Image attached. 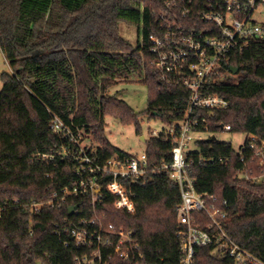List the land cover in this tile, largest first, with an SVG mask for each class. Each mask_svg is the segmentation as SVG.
<instances>
[{"label":"trees","instance_id":"trees-1","mask_svg":"<svg viewBox=\"0 0 264 264\" xmlns=\"http://www.w3.org/2000/svg\"><path fill=\"white\" fill-rule=\"evenodd\" d=\"M169 1L173 0H0V50L12 71L2 74L0 92V264H75L84 250L65 247L69 236L56 235L57 226L74 220L69 215L74 206L84 209L87 217L95 208L99 216L105 214V223L133 232L145 264L180 262L181 194L167 174L128 185L135 204L132 214L116 210L114 196L107 193L94 206L90 198L70 197L40 212L31 209L81 179L76 173L80 163L60 155L76 146L67 134L54 132L55 119L74 137L88 141L85 150L91 155L96 149L100 164L130 157L108 140L107 117L134 125L137 135L141 116L167 127L184 119L191 92L161 80L151 38H162L173 22L185 29L194 24L208 28L198 13L212 10L210 5L220 0H194L186 16L180 8H168ZM121 24L138 28L136 47L121 36ZM233 69H238L236 75ZM133 80L148 86V106L142 114L109 94L119 82ZM202 92L220 95L230 105L194 114L200 122L196 130L211 135L194 142L195 148L186 153L195 189L228 202L225 231L264 261V179L254 180L264 175V167L254 152L236 153L231 143L211 140L229 132L264 141V42L252 41L233 51L220 75ZM146 145L151 164L172 162L171 139L152 137ZM247 145L248 141L241 149ZM197 255L203 259L199 264H224L210 258V249L198 250Z\"/></svg>","mask_w":264,"mask_h":264},{"label":"built area","instance_id":"built-area-1","mask_svg":"<svg viewBox=\"0 0 264 264\" xmlns=\"http://www.w3.org/2000/svg\"><path fill=\"white\" fill-rule=\"evenodd\" d=\"M184 2L169 1L167 7L180 8L186 16L192 13L194 0L187 4ZM210 7L212 10L198 13L199 20L208 24V28L199 29L194 24L185 29L173 22L162 38H151L152 52L157 54L154 65L161 80L183 85L191 92L184 119L168 127L166 133H152L154 138L164 135L172 140V162L151 164L147 153H143L127 158L113 157L100 164L96 159V149H92L91 155L87 153L85 145H82L83 138L74 137L64 123L55 119L54 132L67 134L76 146V150L68 148L60 155L62 158L72 157L80 163L76 173L81 179L72 188L66 187L60 194H54L52 201L32 205L33 212H40L46 205L52 206L57 202L65 204L70 197L90 198L94 206L102 202L107 193L114 196L116 210L132 214L135 204L128 185L144 184L147 177L167 174L181 194V204L177 208V236L181 241L182 257L177 264H199L203 261L197 255L201 249H210V258L224 264H264L236 244L225 231L228 202H219L215 197L197 192L191 176V163L186 159L191 145L205 140L203 136L206 135L196 130L200 122L194 119V114L203 110H225L230 105L220 95H205L202 92L205 86L214 76L220 75L222 63L233 51L243 50L252 41L264 42V23L260 24L255 19L264 14V0H220ZM245 150L254 152L260 158L259 165L264 166V141L250 135L247 147L241 149L240 154ZM47 157L42 156L43 159ZM106 179L109 181L103 184ZM84 214V209L77 208L73 221L56 227L58 237L67 235L70 238L64 241L65 247L72 245L84 250L83 255L76 257L75 264H145V255L133 232L105 223V214L99 216L95 208L92 217Z\"/></svg>","mask_w":264,"mask_h":264},{"label":"rangeland","instance_id":"rangeland-1","mask_svg":"<svg viewBox=\"0 0 264 264\" xmlns=\"http://www.w3.org/2000/svg\"><path fill=\"white\" fill-rule=\"evenodd\" d=\"M255 19L260 24L264 23V14L261 16H256ZM121 36L128 41L133 47H136L139 41V31L136 27H130L126 24L120 25ZM11 68L9 63L0 50V92L3 88V82L1 76L3 73H11ZM109 94L120 100H123L128 106L134 110L136 114H142L146 111L148 106V86L142 83L141 80L133 81H122L114 85L110 90ZM106 121V135L108 140L112 145L118 149L130 154V155H141L146 153L147 145L146 142L141 140V137H145L146 141L152 138V133H157L160 135L168 131V127L165 126L160 120H149L147 116L140 117V127L141 134L137 135L136 128L134 125H123L119 120L112 117H107ZM204 139H208L211 135H204ZM216 140L219 142H229L231 143L234 151L240 153L241 148L246 144L249 139V135L245 133H229L224 132L219 134ZM82 145H89L88 141H83ZM192 148H195L191 145ZM190 147V148H191ZM260 161V160H259ZM260 162H258L259 164ZM264 167V166H262ZM247 176L244 174L240 175V178ZM262 177V176H261ZM260 179L254 178L255 181L261 182Z\"/></svg>","mask_w":264,"mask_h":264},{"label":"water","instance_id":"water-1","mask_svg":"<svg viewBox=\"0 0 264 264\" xmlns=\"http://www.w3.org/2000/svg\"><path fill=\"white\" fill-rule=\"evenodd\" d=\"M232 71H233V74H234V75H236V74L238 73V69H233ZM141 140L144 141V142H146V139H145V137H143V136L141 137ZM211 140H212V141H215V140H216V137L213 136V137L211 138ZM76 209H77L76 206L71 207V208L69 209V215H70V216H73V214H74V212H75Z\"/></svg>","mask_w":264,"mask_h":264}]
</instances>
